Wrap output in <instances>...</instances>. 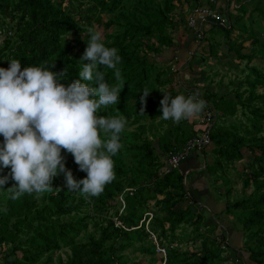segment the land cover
<instances>
[{
  "label": "trees",
  "instance_id": "trees-1",
  "mask_svg": "<svg viewBox=\"0 0 264 264\" xmlns=\"http://www.w3.org/2000/svg\"><path fill=\"white\" fill-rule=\"evenodd\" d=\"M240 1H235V8L243 7ZM69 3L77 7L74 13L67 11ZM232 3L226 0L222 7L217 0H90L83 10L87 0H0V15L9 18L17 29L16 37L8 36L0 46V67L8 68L12 59H19L22 69L46 66L63 73L60 83L67 86L80 78L82 62H89L81 58L90 38L86 29L93 26L102 34L101 42L116 48L121 57L117 65L119 81L115 70L101 68L105 82L119 86L118 102L102 106L97 115L124 117L127 121L120 134L123 147L112 157L115 179L99 197L85 198L69 192L64 173L53 179L52 191L44 194H24L12 200L6 191L15 183L11 179L0 189V264H139L126 250L156 252L159 264H230L235 259L241 264H264V64L243 68L244 77L232 79V88L226 86L229 91L222 93L223 80L214 85L211 75L199 77L200 83L182 76V70L203 73V64L213 66L205 55L196 53L181 68L171 62L183 48V42H176L180 36L177 31L183 29L185 35L193 32L197 42L206 37L204 30V36L198 39L186 20L194 6L219 12L228 8L230 23L225 27L215 23L211 28H225L229 38L233 31L242 32L241 41L228 40L230 52L239 59L264 61V37L242 22L248 9L243 14H231ZM178 7L182 8L180 17L175 12ZM254 12L264 18V9L259 7L251 11L250 20ZM73 32L77 33L75 42L66 39ZM246 33L251 38H244ZM247 41L251 43L248 52L244 50ZM170 48L173 53L164 57V51ZM210 50L211 56L220 59L218 48L211 45ZM91 83L97 86L95 81ZM145 89L151 92L142 104L140 97ZM165 94L173 98L198 94L207 106L196 118L206 110L213 114L201 123L162 120L160 101ZM239 110L244 119L238 118ZM208 129L210 143L194 151L203 154L205 165L194 169L197 173L206 171L213 187L216 180L226 183L224 213L244 211L245 217L240 220L245 251L229 243L227 231L215 232L211 216L195 213V206L205 210V199L196 197L190 189L189 169L182 164L167 172L168 154ZM101 139H106L103 133ZM3 140L0 135V144ZM243 149L261 153L245 166L248 172L240 174L242 189L252 187L249 197L231 203L235 184L232 174L237 163L244 160ZM61 154L74 179L86 177L70 153L62 149ZM9 172L3 169L0 176ZM218 191L221 193V188ZM117 220L122 225H117ZM83 233L86 239L81 238ZM189 242L193 249L187 247ZM63 248L70 253L66 260L59 256L56 263L53 253Z\"/></svg>",
  "mask_w": 264,
  "mask_h": 264
},
{
  "label": "clouds",
  "instance_id": "clouds-1",
  "mask_svg": "<svg viewBox=\"0 0 264 264\" xmlns=\"http://www.w3.org/2000/svg\"><path fill=\"white\" fill-rule=\"evenodd\" d=\"M87 34L90 38L81 61L89 62H82L80 78L67 86L60 83L63 73L46 66L22 69L20 60L12 59L8 68L0 67V135L4 138L0 171L10 169L8 175L0 176V189L9 179L15 181L6 189L12 200L52 191V181L60 173L65 175L69 192L85 198L99 197L115 179L112 157L123 147L120 134L127 121L124 117L98 116L97 111L118 102L119 86H109L101 68L115 70L119 81L121 57L116 48L101 42L100 32L90 27ZM150 92L143 91L142 104ZM160 105L159 118L174 123L197 116L207 106L198 94L174 98L165 94ZM101 133L106 139H101ZM62 149L87 173L85 178L77 181L66 169Z\"/></svg>",
  "mask_w": 264,
  "mask_h": 264
},
{
  "label": "rangeland",
  "instance_id": "rangeland-1",
  "mask_svg": "<svg viewBox=\"0 0 264 264\" xmlns=\"http://www.w3.org/2000/svg\"><path fill=\"white\" fill-rule=\"evenodd\" d=\"M230 1L234 2L231 4L229 8L231 14H243L244 10L248 9V12L244 14L242 22H244L245 25H247L248 27L254 29L255 33H257L259 37H264V31L261 30L264 28V18H260V16L258 17L256 12H254L252 16L253 20H250V18L248 17L251 14V11L253 9H257L259 7H262V9H264V0H241L239 2L240 6L243 5L241 9L234 7L233 4H235V0H230ZM217 2L220 3L221 6L223 7L226 0H217ZM89 3H90V0H87V4L83 8V10L88 8ZM68 5L69 6L66 7L68 12L74 13L77 10V7L75 8L74 3H69ZM175 12L178 14V17H180V13H182V8L178 7L175 10ZM78 18L80 19L79 16ZM7 19H4L0 15V46L3 44V42L8 36H12L14 38L16 37L15 32L17 31V29H15V26H14L15 23L12 24L11 21H8ZM188 19H190V13H188L186 20ZM89 23L90 21L87 22V24ZM211 27H212V24H209L206 22L203 24V30H205L206 37L203 39L201 38V40H199L198 42L193 39L194 38L193 32L185 35L182 32L183 29H180L179 31H177V34L180 36L176 38V42H178L177 44L183 42L181 45V47L183 48L178 52V54H176L178 57L174 58L173 61L171 62H172V65L176 66L177 68H181V65L185 63L186 61H188L189 59L193 58L196 55V53L205 55L208 58V61L214 64L213 66L203 64L202 65L203 73H201L200 71L197 72V71H183L182 70V74H183L182 76L184 79L190 78L192 81L194 80L195 82L198 81L200 83L198 79L199 77L202 78V76L206 74L211 75L212 77L215 78L214 85L219 80H223V89L220 90L223 93L225 91H229L226 86H230V88H232L230 85V81L232 79H237V77L238 78L244 77V74H241V70L243 68L246 69L247 67H250V65H263L264 61L261 58H255L250 61L249 59H239L236 56H234L236 55L235 52H230L231 50L227 43L229 42L228 40L238 39V41H241L242 38L239 33H242V32L238 30L233 31L231 33V37L229 38L228 32L226 31L225 28L216 27L212 29L213 27L212 28ZM91 28H93V26H91ZM87 30L88 29H86V33H87ZM76 34L77 33L73 32V34H69L66 37V39L72 40L73 42H75ZM249 35H250L249 33L248 34L246 33V34H243V37L251 38V35L250 36ZM212 37H214L215 39L213 40V42L209 43V40ZM250 44L251 43H249L248 41L245 43V48H244L245 51L248 52L251 50ZM211 45H214L216 48H218V54L220 56V59H217L210 55ZM172 50L173 48L167 49L166 51H164L163 56L166 57L168 54L173 53ZM166 62L170 64V61L169 62L166 61ZM259 91H263V90L259 89ZM246 110L248 111V109ZM237 115L239 119H244V114L241 110L238 111ZM208 118H209V111L206 110L202 117L200 116V118H196L195 116L193 118H190L189 121L190 123H201L205 119H207L208 121ZM209 149L211 148L209 147ZM243 151L245 154L244 160L237 163V167H235L234 172L232 174V178L234 179L235 184L232 186L231 197L229 200L231 203L236 200H239V199L243 200L249 197L252 187L248 188L246 191L243 190L244 188L242 189L243 181L241 180L242 178L240 177V174L241 172H248V170L246 171L245 166H247L248 163L251 164L255 156L260 155L261 153L259 150L256 153H250L246 149H243ZM204 165H205V162H204L203 154L202 153L197 154L196 152H192L189 158L183 163V166L188 168L191 173L190 179H189L190 182H188V183H191L189 185L190 189L194 191L196 197L205 199V201H203L204 202L203 205L206 206V207L203 206L205 210H203L202 207L195 206L194 207L196 211L195 213L204 212L206 216H211L212 221L215 224V227H214L215 232L219 234V233H222L223 231H227V236H228L227 238L229 240V243H233V245L238 246L237 247L238 250L241 247L242 251L243 250L245 251L247 248L243 247L244 246L243 242L244 241L246 242V238L244 237L245 232L243 228V223L240 220V219H244L245 217L243 216L244 211L236 210V211H233V213L231 214H226L222 211L226 207V203H227L226 199L224 198L225 196L224 192L226 191V187H225L226 183L223 185L222 181H218L215 179L216 188L213 187L211 184L213 179L207 177V175L205 174L206 171L201 170L199 173H197L196 170L194 169V167L195 168L200 167V166L204 167ZM204 175L207 178H205ZM217 188H221V193L220 191L217 192ZM213 212H219V213H217L218 215L216 214V216L215 215L213 216ZM149 216L151 219L152 213H150ZM229 223H230V226H229ZM212 227L213 226L211 225V228ZM90 230L91 231L93 230L92 224H90ZM187 231L191 232L190 230H187ZM86 235L87 234L83 233L81 235V238L86 239ZM187 247H189L190 249L194 248L191 242L188 243ZM69 253H70L69 249L63 248L59 251L54 252L53 257L55 258L56 263H58L59 256H61L63 260H66ZM125 253H127L132 258L134 257L135 262L136 263L138 262L139 264H157V263L159 264V261H158L159 257H157V254H155L156 252L141 254L138 252L132 253L126 250ZM163 254L165 255V252H163ZM162 264H164V262ZM230 264H241V262L235 259L234 261H231Z\"/></svg>",
  "mask_w": 264,
  "mask_h": 264
},
{
  "label": "built area",
  "instance_id": "built-area-1",
  "mask_svg": "<svg viewBox=\"0 0 264 264\" xmlns=\"http://www.w3.org/2000/svg\"><path fill=\"white\" fill-rule=\"evenodd\" d=\"M236 1V0H235ZM189 24L195 29L196 34L198 35V39L204 36L203 24H215L226 26L230 23V18L228 16V8L223 12H219L217 10L210 9H202L198 6H194L190 12V19H188ZM212 112L209 111L210 120ZM210 143V133L209 129L198 137L196 136L193 139L188 140L184 145H182L179 149L175 151H171L168 154V167L167 172L172 169H179L181 165L186 161V159L190 156V154L196 150H202L203 146ZM130 194H133L132 190H128ZM121 200L124 204V199L121 197ZM117 225H122V221L117 220ZM164 250V249H163Z\"/></svg>",
  "mask_w": 264,
  "mask_h": 264
},
{
  "label": "crops",
  "instance_id": "crops-1",
  "mask_svg": "<svg viewBox=\"0 0 264 264\" xmlns=\"http://www.w3.org/2000/svg\"><path fill=\"white\" fill-rule=\"evenodd\" d=\"M185 162V161H184Z\"/></svg>",
  "mask_w": 264,
  "mask_h": 264
}]
</instances>
